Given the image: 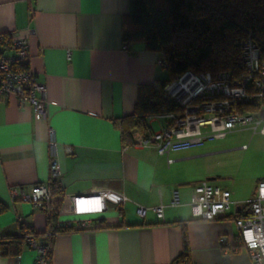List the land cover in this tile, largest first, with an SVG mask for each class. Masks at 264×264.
Instances as JSON below:
<instances>
[{
	"label": "crops",
	"instance_id": "1",
	"mask_svg": "<svg viewBox=\"0 0 264 264\" xmlns=\"http://www.w3.org/2000/svg\"><path fill=\"white\" fill-rule=\"evenodd\" d=\"M128 7L129 0H0V32L26 40L28 56L22 63L44 86L46 111L40 116L27 102L0 95V235H17L21 226L44 231L48 209L13 200L9 190L46 183L55 161L63 195L54 225L77 226L86 219L89 226L57 233L50 264H175L184 234L189 256L179 264H251L234 218L245 213L264 180V132L235 129L223 139L241 135L247 143L227 148L205 142L167 156L123 144L116 120L133 112L137 86L167 76L160 53L139 42L128 48L122 44ZM148 123L152 133L162 121ZM235 149L243 151L238 168L245 164L248 174L223 178L211 163ZM202 182L231 192L228 212L211 220L192 215L188 201ZM99 189L116 190L127 199L99 215L64 212L62 203L71 195ZM173 190L180 201L175 207L168 206ZM159 204L164 205L162 218L150 209L143 217L136 214L137 205ZM96 219L100 222L93 226ZM33 257L23 245L18 256L0 255V264H32Z\"/></svg>",
	"mask_w": 264,
	"mask_h": 264
},
{
	"label": "built area",
	"instance_id": "2",
	"mask_svg": "<svg viewBox=\"0 0 264 264\" xmlns=\"http://www.w3.org/2000/svg\"><path fill=\"white\" fill-rule=\"evenodd\" d=\"M0 32V95H13L20 102H27L40 116H45L44 86L36 81L29 69H15L17 63L28 56L25 39H10ZM8 39V38H7ZM240 56L245 73L233 78L229 72L221 71L215 75L186 71L163 87V96L178 112L153 115L162 121L158 131L144 136L133 133V146L152 148L159 155L188 150L203 145L206 141L223 138L235 129L250 128L252 132H264V60L262 48L251 37L238 41ZM4 47L13 50L4 52ZM160 65L164 66L162 62ZM243 107L250 110L243 111ZM49 144L53 145V130L48 129ZM245 148V146H242ZM171 162V159H167ZM59 165H50V177H57ZM13 200L26 201L33 208L42 204L48 209L50 193L46 183H37L27 190L10 187ZM231 192L219 186L202 182L193 187L188 205L192 215L205 220L216 218L230 210ZM123 193L112 189H99L87 194L69 197L62 205L64 212L71 216L83 217L99 215L126 201ZM99 201V204L92 203ZM84 202V203H81ZM179 195L171 192L168 206H179ZM245 213L234 218L239 234V243L246 250L251 264H264V180L256 185L255 196L247 203ZM61 206V210L63 207ZM164 205L146 208L136 206V214L143 217L150 209L157 218L163 217ZM84 209V210H81ZM78 227L89 226V221L81 219ZM55 225H46L39 236L26 232L23 245L34 251L32 264H50L52 239L57 234ZM224 244L225 238H218Z\"/></svg>",
	"mask_w": 264,
	"mask_h": 264
},
{
	"label": "trees",
	"instance_id": "3",
	"mask_svg": "<svg viewBox=\"0 0 264 264\" xmlns=\"http://www.w3.org/2000/svg\"><path fill=\"white\" fill-rule=\"evenodd\" d=\"M2 34L7 44L10 39ZM248 36L262 48L264 60V0H129L128 12L122 17V44L128 48L139 42L146 50L160 53L167 76L137 86L133 112L116 120L123 144H132L134 130L144 136L151 134L150 116L179 111L164 98L163 87L184 72L213 76L225 71L233 78L241 77L245 70L238 41ZM15 69L28 68L19 62ZM241 110L247 111L250 107ZM47 185L50 203L46 225L53 226L63 189L57 177H50ZM99 222L96 219L93 226ZM80 229L83 228L69 225L57 228L56 232L70 233ZM26 232L36 237L40 235L26 226H21L17 235H0V255L18 256ZM188 256L184 234L182 252L174 263H182Z\"/></svg>",
	"mask_w": 264,
	"mask_h": 264
},
{
	"label": "rangeland",
	"instance_id": "4",
	"mask_svg": "<svg viewBox=\"0 0 264 264\" xmlns=\"http://www.w3.org/2000/svg\"><path fill=\"white\" fill-rule=\"evenodd\" d=\"M153 127H155V124L153 123ZM238 135L237 138H230L226 139H214L211 141L210 145L217 146L218 144H224L226 143L227 148L232 147H238L241 145L242 141L243 143H247L248 139H241ZM209 144V143H208ZM213 146V147H214ZM243 155V151L241 149H235L230 152L221 153L218 156L214 157V161L211 163V167L215 168V170H221L222 174L221 177L223 178H245L248 174L247 169L245 167V164H243L241 167L238 168L240 165L241 156ZM238 168V169H237Z\"/></svg>",
	"mask_w": 264,
	"mask_h": 264
},
{
	"label": "snow or ice",
	"instance_id": "5",
	"mask_svg": "<svg viewBox=\"0 0 264 264\" xmlns=\"http://www.w3.org/2000/svg\"><path fill=\"white\" fill-rule=\"evenodd\" d=\"M81 203H84V202H81ZM92 203H95V204H99V201H94V202H92ZM81 210H84V209H81Z\"/></svg>",
	"mask_w": 264,
	"mask_h": 264
}]
</instances>
